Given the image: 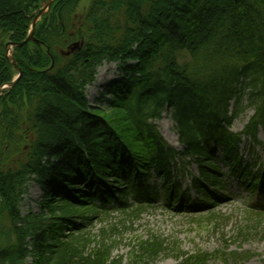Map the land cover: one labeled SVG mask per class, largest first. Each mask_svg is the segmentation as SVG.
<instances>
[{"label": "trees", "instance_id": "obj_1", "mask_svg": "<svg viewBox=\"0 0 264 264\" xmlns=\"http://www.w3.org/2000/svg\"><path fill=\"white\" fill-rule=\"evenodd\" d=\"M41 3L0 0V87L16 75L5 45L26 38ZM33 37L39 44L13 49L22 74L0 96V264H123L107 231L89 226L113 213L131 226L158 201L214 216L225 191L216 152L246 190L264 196V170L252 171L238 153L243 137L263 146L264 0H56ZM78 41L79 51L60 54ZM110 63L123 78L109 85L105 107H91L87 87ZM248 109L244 129L231 131ZM165 110L182 151L155 123ZM187 159L198 170L195 202L174 171ZM31 183L42 191V211L25 215ZM237 233L245 242L247 233ZM166 251L176 253L175 264L226 260L219 250L189 254L150 236L137 239L128 263L154 264ZM252 256L228 253L239 264Z\"/></svg>", "mask_w": 264, "mask_h": 264}, {"label": "rangeland", "instance_id": "obj_2", "mask_svg": "<svg viewBox=\"0 0 264 264\" xmlns=\"http://www.w3.org/2000/svg\"><path fill=\"white\" fill-rule=\"evenodd\" d=\"M122 78L123 72L115 63L104 64L98 68L95 82L87 87L89 106L105 107L112 97L109 93V85ZM252 114L250 109L243 111L233 122L231 130L240 132ZM156 125L164 140L177 151H181L170 114L164 112L162 118L156 121ZM259 133L260 140L264 142V136L261 132ZM246 142L247 139L244 138L240 147L244 159L253 160V157L254 159L258 157L257 159L261 160L264 158L260 146L255 148L256 155H252L248 152ZM183 165L181 164L182 171L180 172L182 173L177 177L181 181L182 188L187 189L191 186L192 175L198 172L195 163ZM219 166L221 172L229 175V165L223 162ZM177 168H180L179 164ZM150 182L152 185L156 183L155 179H151ZM188 190L190 200H195L196 195L192 189ZM41 196L42 191L39 186L31 183L28 187V194L21 204L22 213L25 215L29 212L39 214L42 211L39 204ZM225 196L226 199L216 203L211 209L215 215L208 219L205 217L210 213H179L164 207L161 203H154L131 226L127 223L123 228L121 226L123 218L120 214L113 213L107 219L94 222L89 226V230L92 234H96L101 229L106 230L108 239L114 246L113 256L115 258L122 256L123 264H129L130 250L137 239L150 236H158L167 240L168 245L175 243L180 251L189 254L197 251L214 253L219 250L224 252L225 261L215 259L210 264H239L228 257V253L234 251L253 254L252 258L243 264H264V218L258 222L252 213L246 211L249 204L252 205L258 201L256 195L250 197L248 190L244 189L233 175H230ZM112 226H115L117 231H110ZM237 229L241 230L242 234L247 233L245 242H242V237L237 236ZM176 256V253L166 251L154 264H175ZM33 261L34 259L28 258L26 264H32Z\"/></svg>", "mask_w": 264, "mask_h": 264}, {"label": "water", "instance_id": "obj_3", "mask_svg": "<svg viewBox=\"0 0 264 264\" xmlns=\"http://www.w3.org/2000/svg\"><path fill=\"white\" fill-rule=\"evenodd\" d=\"M54 1L55 0H46V1L44 0V2L42 3V8L38 11L37 15L34 17V19L31 22L30 30H29L27 37L22 42H19V43L8 42L6 44L5 48H6V52H7V58L9 60V62L11 63L13 69L17 72V75L14 77V79L10 83L5 84V85L0 87V96L3 95L4 92H8L11 89H13V87L17 84V82L19 81L20 76H21V70L18 67V65L16 64V61H15L13 54H12V49L16 48V47H21L30 41H35L33 39V31H34L35 24L40 19V17L49 10L51 4ZM35 42L38 43V41H35ZM82 44H83L82 42L72 43L71 45H69L67 47L66 51L61 52V55H63L64 57L70 56L71 54L75 53L76 51H79L82 47Z\"/></svg>", "mask_w": 264, "mask_h": 264}]
</instances>
